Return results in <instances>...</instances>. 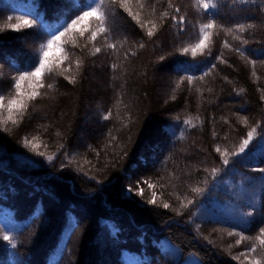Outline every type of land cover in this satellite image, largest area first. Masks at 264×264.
I'll list each match as a JSON object with an SVG mask.
<instances>
[{
    "label": "trees",
    "instance_id": "trees-1",
    "mask_svg": "<svg viewBox=\"0 0 264 264\" xmlns=\"http://www.w3.org/2000/svg\"><path fill=\"white\" fill-rule=\"evenodd\" d=\"M70 2L84 0H0V26L17 23V17L43 21L31 29L0 30L5 104L15 95L18 69L29 65L48 27L70 14ZM205 2L144 0L141 22L157 26L151 38L147 27L141 30L116 7L109 14L115 52L105 49L103 38L95 42L104 49L96 55L83 40L78 47L69 42L70 61L43 78L40 95L23 114L14 113L17 124L3 123L8 112L0 109V264H99L102 251L106 264H241L243 257H233L258 245L255 237L264 227V173L257 171L264 169V0H207L216 5L207 10ZM105 6L111 7L109 0ZM209 21L216 25L211 55L183 53ZM225 42L232 47H222ZM221 53L226 63L216 60ZM59 54L53 49L49 56ZM77 59L83 61L79 70ZM69 63L72 70L60 74ZM212 64L217 67L201 81ZM188 76L197 79L189 85ZM21 90L31 92L32 82H22ZM100 101L97 127L78 143L88 111ZM186 119L194 126L184 125ZM257 125L249 149L232 156ZM25 139L38 147L25 146ZM137 181L155 187L141 183L139 195ZM153 192L157 203L150 205ZM228 232L251 239L236 245L239 237ZM255 256L264 264V250L258 247Z\"/></svg>",
    "mask_w": 264,
    "mask_h": 264
},
{
    "label": "snow or ice",
    "instance_id": "snow-or-ice-1",
    "mask_svg": "<svg viewBox=\"0 0 264 264\" xmlns=\"http://www.w3.org/2000/svg\"><path fill=\"white\" fill-rule=\"evenodd\" d=\"M241 2H247V0H241ZM109 3L111 7L105 6V0H84L81 4H72L71 2L67 7L71 9L70 14H66L65 19L62 23L59 24V26H50L48 27V32L46 34V39L43 43L39 45V48L37 49L36 54L30 61L29 65L25 67L24 69H18V76L13 78V84L12 87L15 89V95L12 96L11 99H8L7 104H5V97L3 94H0V109H5L8 112L7 119L3 121V123H7L8 121H11L12 124H17L18 121L14 119V113H20L23 114V112L26 110L28 106L29 101L35 100L39 95L38 89L43 88L44 84L42 82L43 78L55 72L57 69L60 68L61 65L65 64L66 61H70L71 55L74 53H70L65 45L69 42L72 43L74 47H78L80 45L77 44L78 40H83L84 45L83 48H88L89 45H92V51L90 55H96L97 53H100L102 50L101 47H95V42L103 38L105 41V49H112L113 52L117 50V44L112 42L113 41V29L110 25V16L109 14L113 11H115L116 7H119L123 9L125 13H127V16L131 18L132 21H134L141 30H144L147 27V36L151 38L155 32L157 31V26L155 23L149 22L150 26L146 23L141 22V11L145 8L144 0H109ZM133 4L137 5L139 8V11L134 12L133 11ZM216 5L214 3L206 2L203 3L202 8L204 10H207L209 8L215 7ZM169 7H172L171 4H169ZM153 13L155 12V6L152 7ZM176 12H179V9H176ZM167 13L162 14V18L166 17ZM8 21H12V17L7 18ZM173 21H176V17H172ZM17 23H6L3 26H0V30H3V28L13 29L16 31H20L21 28H28L31 29L35 24H43V21L39 19V17L33 18V19H27L23 17H17L16 18ZM184 18L180 17L178 23H183ZM216 25L209 21L207 24H202L199 27V35L197 38V42L194 45H191L189 47H184L182 49L183 53H189L191 52L192 56H196L198 53L203 54L205 50H208L209 56L211 55L210 50V43L212 38V29H214ZM248 27H253L252 25H248ZM224 30V29H222ZM239 32L243 33L245 31V25H238ZM226 34L231 33L232 29L228 28L225 30ZM69 38V39H66ZM236 39H241V37H236ZM242 43H246V41H242ZM140 48H143L144 45L141 43L139 45ZM222 47L224 48H231L232 46L229 45V43L225 42ZM53 49H56L59 51V55L55 57L49 56L50 51ZM240 55H244V52L241 48L236 47L233 49ZM132 55H135V52L131 53ZM161 60H164V57H160ZM216 60L219 63H226L227 61L223 58V53H221L219 56L216 57ZM74 66L77 70L81 69L83 66V61L80 59H77L73 62ZM250 63L255 65V61H251ZM217 67L216 64H212L211 68L204 72L199 79L201 81L204 80L206 76H208L213 69ZM117 68V64L112 65V69L115 70ZM72 70V63H69L68 67H65L62 69L60 74L68 73ZM253 75H255V72H253ZM64 79H66L70 84L76 83V78L74 76L70 77L68 75H64ZM197 79L194 76H188L187 82L189 85L193 84L194 80ZM24 81H31L32 82V88L33 90L31 92L25 93L21 90V84ZM47 87L49 89H52L54 87V84H48ZM177 87H180V84H177ZM199 91V90H198ZM262 100H264V97H261ZM112 113L109 111L107 114L103 116L104 120L110 119ZM242 120H244L245 123H247L246 118L241 117ZM225 123H228L227 119L224 120ZM184 125L192 127L194 126L192 124L191 119H186L183 121ZM127 127V125H124ZM259 125L256 127H253L246 135V138L242 139L239 145V151L233 152L232 156H240L241 153H245L246 150L249 149V145L252 144L254 138L256 137L258 133ZM109 136H111V140L115 141L116 137L112 136L111 130H109ZM216 133L213 132V137L215 138ZM35 139V138H34ZM261 139L264 140V133H261ZM25 146H32L33 148L38 147V145L33 144L32 141H29L27 139L24 140ZM217 152H220L219 147L216 148ZM40 155H43V153H39ZM99 155V154H97ZM221 155H226V153H221ZM53 156H48L47 159L49 161L53 160ZM223 163L227 165L229 163L228 159H224ZM217 169H212V175H215L217 173ZM257 171L264 173V169H257ZM141 183H146L148 185V188L152 189L155 187L154 184L149 183L148 181H137V188L139 189V186ZM192 192L199 195L201 193V189L199 188H192ZM133 191L132 187L129 186L128 193L131 194ZM139 195H143V189H139L138 192ZM177 199H180L179 196H177ZM147 203L150 205H155L157 203L156 193L153 192L152 198L147 200ZM193 201L189 200L187 204H184L183 206L185 208L188 207V205L192 204ZM163 207L165 209L169 208L170 205L168 203H163ZM247 215H251V213H248ZM228 236H238L239 239L235 241L236 245L241 244L242 241L250 240V237H246L241 235L239 232H228ZM3 240L7 241L12 247H15V244L12 242V237L9 235H4L2 237ZM255 240L258 242L257 244L250 245L246 252L240 253L239 256H234L233 259L239 260L240 257H243V261L241 264H261V260L257 259L255 256V253L258 251V247L261 250H264V227H260L259 229V235L255 237ZM211 243V241H210Z\"/></svg>",
    "mask_w": 264,
    "mask_h": 264
},
{
    "label": "rangeland",
    "instance_id": "rangeland-1",
    "mask_svg": "<svg viewBox=\"0 0 264 264\" xmlns=\"http://www.w3.org/2000/svg\"><path fill=\"white\" fill-rule=\"evenodd\" d=\"M22 42H23V40H22ZM100 105H101V101L98 102V104H96L95 107H93L92 109H90L88 111V115L86 116V121L84 123L85 129H83V127H82V130L77 135V142L78 143L85 141V136L87 134L88 129H95L97 127L96 124H94L93 122L95 121L94 118H95L96 112L98 110V107ZM100 250H101V247H100ZM102 252H103V253H101L102 257H101L99 264H106L108 262L109 256H108L107 252H105V251H102Z\"/></svg>",
    "mask_w": 264,
    "mask_h": 264
}]
</instances>
